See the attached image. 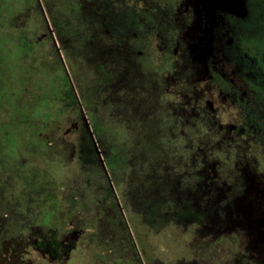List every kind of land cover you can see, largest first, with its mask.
<instances>
[{
	"label": "rangeland",
	"instance_id": "374dc122",
	"mask_svg": "<svg viewBox=\"0 0 264 264\" xmlns=\"http://www.w3.org/2000/svg\"><path fill=\"white\" fill-rule=\"evenodd\" d=\"M45 1L42 12L38 0H19L22 10L11 23V34L16 28L42 41L41 74L47 76L42 92L27 94L32 126L17 135L21 144L12 153L0 144V264H264L260 109L229 100L220 113L223 100L213 91L203 99L192 92L179 110L172 95L156 90L165 79L193 78L195 72L200 82L203 75L196 63L202 61L199 48L177 46L184 37L176 25L180 19L164 6L97 0L107 13H83L85 0ZM47 24L58 30L54 41L45 38L51 35ZM191 36L196 39L187 32ZM119 38L124 46L115 50ZM100 46L115 75L88 60L85 51L92 54ZM134 47L143 53L135 55ZM66 76L81 114L65 87ZM147 83L150 91H140L138 99L123 96L117 102L119 93L127 96ZM103 86L113 108L136 101V120L148 127L137 140L129 122L107 117L108 106L100 111L102 136L134 145L131 165L111 166L96 130L91 136L102 144L90 142L86 124ZM36 96L45 104H37ZM242 113L250 115L247 129L257 135L255 141L227 127L244 125Z\"/></svg>",
	"mask_w": 264,
	"mask_h": 264
},
{
	"label": "flooded vegetation",
	"instance_id": "af4514ba",
	"mask_svg": "<svg viewBox=\"0 0 264 264\" xmlns=\"http://www.w3.org/2000/svg\"><path fill=\"white\" fill-rule=\"evenodd\" d=\"M38 1L37 9L45 12L46 1ZM150 2L151 7L160 8L164 6L167 12H174V15L179 16L180 23L176 25L184 33V37L183 40L176 41L177 46L180 47L184 43L185 48H192L194 45L199 48L202 61H196V63L198 64L197 69L203 73L202 76H199L198 81L200 82L195 81V72L193 78L191 76L184 79L180 76L178 78L173 77L172 81H167L164 77L165 80H162L160 84L163 88L158 89L154 86L156 90L162 95H172L170 99L173 100L175 106L180 108L179 110L182 109L180 106L184 105L187 95L188 98L193 97L192 92L195 93L197 99H203L204 92L217 91L223 100L222 105L219 106L220 113H222L221 109L225 107L223 104L228 103L230 100L232 104L240 105V107L246 104V108L253 103L252 105L256 109H260L259 113L264 118V0H151ZM21 10L19 0H0V144L7 145L21 144V140L17 135L27 129V125L29 126L32 122V115L30 116L31 113H29L27 106V94L33 89L36 92H42L43 77L47 76V74L45 76L41 74L43 59L39 53L42 44V41L38 40L39 37L35 36L34 38L33 35L29 37L28 33L16 30V28L14 34L10 32L14 15L21 12ZM85 12L107 13L108 10L104 5L98 7L97 0H85L83 13ZM148 16L151 15L148 13ZM104 25L103 22L102 26L105 27ZM47 26L51 31V35L45 33V38L54 41V39H57L55 31L58 32V30L50 24H47ZM92 27H96V25ZM95 29L93 33L96 31ZM192 31L195 32L196 39L192 36L187 37V32L192 33ZM90 37L92 40V36ZM120 41L114 45L115 50L122 47L123 41ZM57 45L56 40L55 51L58 56L59 45L58 47ZM126 45L128 46V44ZM155 45L158 46L160 51L165 50L160 44L155 43ZM27 46L31 54L29 56H27ZM134 48L135 55L143 53L140 48ZM114 49L112 53H115ZM85 53L88 60L93 64L95 63L97 66L114 72V75L117 72L112 65L106 66L107 61L103 58V48L101 46L97 48L95 53L91 54L90 51H85ZM176 53V50L172 51L174 56L177 55ZM58 58L60 60L61 55ZM99 60L101 63H99ZM28 62H32V64H28ZM194 68L196 69V66ZM170 72L167 71V74ZM53 81L49 85L50 89H53ZM203 83L204 86H202ZM137 89L125 91L127 96L119 93L117 102H123V96L138 99L137 96L140 91L142 94L145 91H150V85L147 83L145 88L137 85ZM54 91H56V86H54ZM49 96L51 99L53 98V91ZM182 97L184 98L182 99ZM36 98L38 104L40 99H38V96ZM135 102L132 99H127L124 108L118 106L117 109L122 114L129 111L133 115L139 110ZM42 103L45 102H39V104ZM50 103L48 102L47 105ZM175 109L178 110L176 107ZM40 110L37 109L36 112L38 117H40ZM44 117L46 122L48 116L44 115ZM175 117L177 118V116ZM240 117L244 120V125L231 123L228 124V129L236 132L238 136L240 132L242 134L247 133L250 140L255 141L257 135L253 134V130L247 129L249 127L248 123L251 121L249 120L250 115L242 113ZM135 123L139 124L137 120ZM86 127L90 133L92 131L91 119H89ZM91 134L92 132L89 135L95 146L96 143L102 144V142H98L97 139L93 138Z\"/></svg>",
	"mask_w": 264,
	"mask_h": 264
},
{
	"label": "trees",
	"instance_id": "16d2710c",
	"mask_svg": "<svg viewBox=\"0 0 264 264\" xmlns=\"http://www.w3.org/2000/svg\"><path fill=\"white\" fill-rule=\"evenodd\" d=\"M81 47L78 46V50H80ZM26 51H27V56L31 55L28 46L26 47ZM80 53H82V51H80ZM65 87H66L67 90H69L68 91V94L69 95L70 94L72 95L71 97H72L74 106L78 109L79 114H81V111H80L81 104H80L79 98H77V96L74 94V92L72 93V88H71V85H70V83L68 81V77H65ZM106 90H108V89H106L103 86V89L101 87L100 94H97L96 95V98L98 99L97 100L98 107H97L96 110L93 109V112L91 114V118H90L91 119V130H96V133H97L98 137L100 138L101 141L103 140V144L106 145L105 148L107 150H105V151H108L109 150L110 155L107 157V159H108L109 163H111V166L112 165H115L116 167H118V165H120L121 162L131 165L132 164V161L134 160V152H133L134 145L131 146L130 148H128V146H126L127 141H125L123 139H114L113 136H111V139H105L102 136L103 135V132H104V129H105V125H104V123L100 119L101 118V115H102L100 113V111H101L102 108H106V106H108L109 111L108 110L106 111L107 117L110 116L111 118H116L118 121L124 119L125 121L129 122V125H130L131 129L135 132L133 134L134 139L137 138V140H138L140 134H143L144 135L145 130L147 128L144 125V123H143V125L141 123H139V124L135 123L136 122V113L132 115L131 113H129V111H126V112H123L124 114H122L117 109L118 107L113 108V105L111 104V102H109V104H107L106 101H105ZM28 100H29V97L27 98V101ZM111 106H112V108H111ZM38 109L40 110L41 108H38ZM141 119L142 118L140 117V121H141ZM35 126H37V125H35ZM28 128H30V127H28ZM39 130H40V128L36 129L37 132ZM36 131H35V134H37ZM110 133L111 134H115L112 131ZM32 137L34 138V135ZM142 138L144 139V136H142ZM90 142H92V139L91 138H90ZM44 143H46V146L48 145L47 142H44ZM134 144H135V146H138V145H140V142H137V143L134 142ZM19 145L20 144H11V145H8L7 146L8 152H11L12 153L13 151L16 150V148ZM92 145H93V142H92ZM120 166H122V165H120ZM113 187L114 186H112V187L109 186V190L112 189Z\"/></svg>",
	"mask_w": 264,
	"mask_h": 264
},
{
	"label": "bare ground",
	"instance_id": "6f19581e",
	"mask_svg": "<svg viewBox=\"0 0 264 264\" xmlns=\"http://www.w3.org/2000/svg\"><path fill=\"white\" fill-rule=\"evenodd\" d=\"M250 10V9H249ZM229 48V47H228ZM244 70H245V68H244Z\"/></svg>",
	"mask_w": 264,
	"mask_h": 264
}]
</instances>
